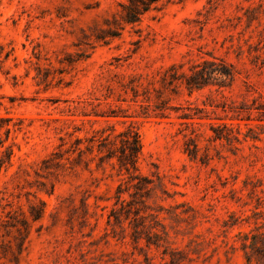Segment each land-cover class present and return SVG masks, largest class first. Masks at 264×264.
<instances>
[{"label":"rangeland","instance_id":"374dc122","mask_svg":"<svg viewBox=\"0 0 264 264\" xmlns=\"http://www.w3.org/2000/svg\"><path fill=\"white\" fill-rule=\"evenodd\" d=\"M126 5L0 0V264H264V0Z\"/></svg>","mask_w":264,"mask_h":264},{"label":"trees","instance_id":"16d2710c","mask_svg":"<svg viewBox=\"0 0 264 264\" xmlns=\"http://www.w3.org/2000/svg\"><path fill=\"white\" fill-rule=\"evenodd\" d=\"M166 0H129V5L123 7L124 18L123 21L127 25H135L141 21V19L147 15L150 11L155 10L162 6ZM215 65V64H214ZM220 69H216L215 73L220 77H225L226 79H233V72L222 63L219 65ZM214 73V72H213ZM212 73V74H213ZM209 74L205 71L199 73L198 76L204 78ZM191 84V83H189ZM126 147L124 149V160L125 165L131 164V167L136 170L137 158L140 151V142L138 140V135L134 131H129L126 136ZM10 159V154H9ZM1 169V168H0ZM13 220H16L22 227L26 226V221H18L17 216H12Z\"/></svg>","mask_w":264,"mask_h":264}]
</instances>
